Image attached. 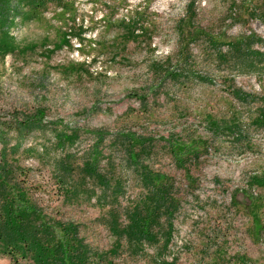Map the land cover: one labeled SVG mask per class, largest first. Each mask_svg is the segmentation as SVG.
<instances>
[{"label":"rangeland","instance_id":"1","mask_svg":"<svg viewBox=\"0 0 264 264\" xmlns=\"http://www.w3.org/2000/svg\"><path fill=\"white\" fill-rule=\"evenodd\" d=\"M2 1L12 182L76 224L98 264H264V0ZM198 138L184 179L167 143ZM93 158L106 186L83 179ZM141 167L174 180L182 202L151 245L111 231L146 191ZM0 264L13 263L0 252Z\"/></svg>","mask_w":264,"mask_h":264},{"label":"trees","instance_id":"2","mask_svg":"<svg viewBox=\"0 0 264 264\" xmlns=\"http://www.w3.org/2000/svg\"><path fill=\"white\" fill-rule=\"evenodd\" d=\"M28 2L31 3L32 0ZM1 4L7 5V0H3ZM235 95L238 96L237 93ZM208 122L214 128L218 126L216 120L208 118ZM130 140L136 146L143 145L141 141ZM167 144L174 158L173 164L184 173V179L189 180L188 164L198 160L206 143L198 138L187 143L172 141ZM130 152L129 163L138 164L137 158ZM85 167V181L96 183L95 186L107 185V180L98 170L97 158H93ZM141 168L138 177L146 185V191L125 208L126 224L120 225L116 220L111 231L113 236L123 238L129 244L151 245L161 240L155 239V231L164 237L165 232L162 233L161 229L163 224L167 227L168 240L172 222L182 202L174 180L160 172ZM3 169L0 167V252L13 264L102 263L103 260L99 257L101 254L94 253L85 243L76 224L56 219L52 216L55 215L53 212L47 213L40 208L28 190L23 188L25 181L21 185L12 182L11 173H6ZM71 185L75 193H86V189L80 190L81 186L77 188V183L72 182Z\"/></svg>","mask_w":264,"mask_h":264}]
</instances>
